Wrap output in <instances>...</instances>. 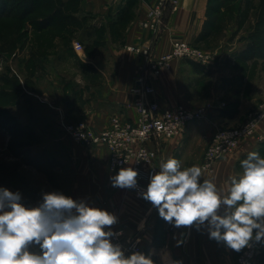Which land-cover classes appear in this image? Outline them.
Masks as SVG:
<instances>
[{
	"label": "crops",
	"instance_id": "1",
	"mask_svg": "<svg viewBox=\"0 0 264 264\" xmlns=\"http://www.w3.org/2000/svg\"><path fill=\"white\" fill-rule=\"evenodd\" d=\"M154 1L79 0L78 11L70 14L80 20V33H76L77 37L73 39L53 38L55 46L70 43V50L66 48L64 53L47 55L33 54L34 62L47 63V75L36 79L37 85L42 86L41 92L31 95V103L27 107L28 111L37 114L39 119L33 122L39 125L24 134L30 136L31 133L34 137L50 139V142L33 153V156L45 159H32L30 165L42 172L39 174L46 180L43 185H47V193L59 192L114 214L117 223L111 226V231H121L124 242L138 238L145 256L150 257L154 264H236V251L225 247L223 241L211 239L207 222L199 227L179 228L166 222L151 202L137 196L129 188L113 186L111 178L120 169L110 171L107 147L77 144L67 137L62 128L66 123L83 121L95 131H103L110 126L115 115L128 122L137 121L131 89L145 59L126 49V46L146 45L153 39V33L144 29L142 22ZM212 8L213 0H174L168 6L166 26L154 46L155 55L159 57L171 52L175 40L208 49V42L215 35L206 39L203 33ZM230 39L231 36L223 41L228 48H223L224 56L218 53L220 59L229 60L231 67L236 62L247 64L241 59L247 39L236 42ZM75 42L83 45L82 53L75 51ZM212 64L206 66L182 59L174 60L170 68L164 69L154 79L155 97L160 106L197 108L213 102L223 89L236 88V80L242 82L239 73L228 76L219 73L213 76L210 86L206 85L207 91H203ZM243 79L242 89L237 91L239 94L246 90V77ZM248 106L240 103L210 111L204 119L191 123L182 137L163 142L156 147L158 168L161 161L169 157L179 160L182 168L201 167L216 131L243 123L248 113L258 105L252 109ZM45 114L49 116L46 122ZM263 147L264 120L259 123L256 134L243 139L234 153L220 158L212 171H202L201 182L203 179L211 180L222 196L227 195L229 177L242 172L240 162L247 158L249 152L259 153ZM44 192L39 190V195L29 200L28 207L39 206ZM225 211L222 206L219 214L223 215ZM30 250L39 252V247L32 245ZM257 264H264V260Z\"/></svg>",
	"mask_w": 264,
	"mask_h": 264
},
{
	"label": "clouds",
	"instance_id": "2",
	"mask_svg": "<svg viewBox=\"0 0 264 264\" xmlns=\"http://www.w3.org/2000/svg\"><path fill=\"white\" fill-rule=\"evenodd\" d=\"M240 163L242 172L229 177L222 196L213 181L201 182V167L182 168L169 157L141 195L166 222L178 228L207 222L211 239L240 251L264 238V158L249 152ZM137 176L133 168H122L111 180L114 187L134 188ZM20 201L18 192L0 189V264H154L140 252L125 256L111 242L117 217L106 210L59 192L44 193L37 207Z\"/></svg>",
	"mask_w": 264,
	"mask_h": 264
},
{
	"label": "rangeland",
	"instance_id": "3",
	"mask_svg": "<svg viewBox=\"0 0 264 264\" xmlns=\"http://www.w3.org/2000/svg\"><path fill=\"white\" fill-rule=\"evenodd\" d=\"M222 3V0L216 2V7L220 8L221 14L214 19L219 27L214 39L208 42L209 48L205 50H218L221 55L225 54L224 49L228 47L223 45V41L230 36L232 42L243 38L250 42L249 39L253 37L264 40V0H243L241 9L237 3L224 4L220 7ZM61 5L66 8V13H75L78 11L79 0H42L36 14L26 20L13 17L0 20V189H7L13 193L18 192L21 195L20 202L26 207L32 197L39 195V190L41 193L43 190L47 193V185H43L46 180L40 176L42 172L33 169L30 164L32 159L41 157L33 156L35 150H41L42 146L50 142L47 138L31 136V133L30 136L23 134L25 131L35 129L37 124L39 125L38 122L37 124L33 122L39 117L28 111L27 107L30 106L31 95L41 92L42 86L37 85L36 79L45 78L47 75V63L34 62L32 57L33 54L47 55L52 52H66L70 43L63 42L55 46L52 37L67 35L69 39L76 38V33H80L81 25L77 24L79 27H76L73 24L70 29L57 26L52 28L50 34L45 35L33 32L32 27ZM220 57L215 59L213 67L207 73L209 79L204 81L203 91H207L206 85H211L213 76L219 73L225 76L239 73L242 75V82L236 80V88H225L218 92L213 102L217 105H239L241 103L249 105L248 109L254 105L259 106L264 101V48L260 50L257 60L247 64L236 62L231 67L229 60L225 58L221 60ZM244 76L246 77V90L245 93L239 94L237 91L242 89ZM43 116L46 122L49 116L48 114ZM243 123L226 128L240 127ZM40 125H45V123ZM259 154L264 158V147ZM44 159L40 158V160ZM17 163L21 165V168L15 175H12ZM223 245L225 246L226 243ZM242 251L243 249L236 251V256L238 257ZM263 260L264 253L259 257L258 262Z\"/></svg>",
	"mask_w": 264,
	"mask_h": 264
},
{
	"label": "built area",
	"instance_id": "4",
	"mask_svg": "<svg viewBox=\"0 0 264 264\" xmlns=\"http://www.w3.org/2000/svg\"><path fill=\"white\" fill-rule=\"evenodd\" d=\"M173 1L155 0L149 9L142 22V27L153 33V39L149 44L126 46V49L142 55L145 59L131 89L134 95V107L138 114L137 121L128 122L123 117L115 115L111 118L110 126L103 131H95L83 121L62 125L67 137L77 144L86 147L100 145L107 147L110 153V171L116 172L127 166L136 170L137 185L129 190L141 198H143L141 193L146 191L152 175L159 172L157 166L159 153L156 147L167 140L182 137L191 123L204 119L210 111H218L226 106L208 102L197 108H188L184 105L162 108L156 100L154 79L159 77L164 69L170 68L174 60L182 59L208 66L218 56L216 50H205L181 40L173 42L171 52L159 57L155 55L154 46L166 26V12ZM74 49L78 53L84 51L83 45L79 42L74 43ZM263 120L264 101L249 113L240 127L217 130L204 155L202 171H212L214 164L220 158L234 153L243 139L256 134L257 127ZM112 232L114 235L110 238L111 242L119 245L125 256L134 252L145 255L138 238L124 242L121 231ZM263 253L264 238L259 242L253 240L237 257L236 264H257Z\"/></svg>",
	"mask_w": 264,
	"mask_h": 264
},
{
	"label": "trees",
	"instance_id": "5",
	"mask_svg": "<svg viewBox=\"0 0 264 264\" xmlns=\"http://www.w3.org/2000/svg\"><path fill=\"white\" fill-rule=\"evenodd\" d=\"M41 1L42 0H0V20L12 17L19 20H26L31 15L36 14L40 7ZM216 2L217 0H213L212 14L207 23V28L203 33V37L206 39L212 37L213 35H216L219 27L216 19H214L216 16H219L221 14L220 8L216 7ZM222 2L223 3L220 7H222L224 4L237 3L239 5V9H241L243 0H222ZM73 24H75L76 27H79L77 24L81 25L80 20L72 16L70 13H66V8L61 5L60 7L53 10L48 17L41 19L37 23H35L32 29L33 32H36L37 34L38 32H40L45 35L50 34L52 28H55L57 26L63 29H70ZM63 37L69 39L67 35H64ZM249 41L250 42H248L245 49L241 53V59H243L247 63L258 58L260 50L264 48V40L260 39L259 37H253L249 39ZM20 168L21 165L17 163L14 166L12 175H15L20 170Z\"/></svg>",
	"mask_w": 264,
	"mask_h": 264
}]
</instances>
